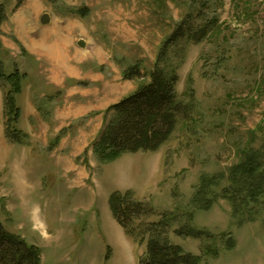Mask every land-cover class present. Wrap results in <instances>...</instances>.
Returning <instances> with one entry per match:
<instances>
[{
    "label": "rangeland",
    "instance_id": "1",
    "mask_svg": "<svg viewBox=\"0 0 264 264\" xmlns=\"http://www.w3.org/2000/svg\"><path fill=\"white\" fill-rule=\"evenodd\" d=\"M0 5V63L5 75L14 69L24 75L15 126L25 135L21 141L6 135L9 84L0 79V220L39 248L41 264H137L153 235L148 225L161 220L163 238L198 256L199 264H264V187L254 199L239 194L235 209L228 177L251 150L260 152L264 169V0ZM43 13L50 16L47 24L40 23ZM188 15L196 28L216 19L208 35L186 44L180 56L175 89L191 103L189 111L177 117L158 149L100 160L92 145L106 109L136 89L123 69L137 61L151 69ZM51 73L59 77L56 87ZM217 174L223 177L209 185L211 204L201 207L195 201L200 179ZM128 190L149 209L135 221L139 237L127 233L109 207L113 192ZM186 227L205 233L176 232Z\"/></svg>",
    "mask_w": 264,
    "mask_h": 264
},
{
    "label": "trees",
    "instance_id": "2",
    "mask_svg": "<svg viewBox=\"0 0 264 264\" xmlns=\"http://www.w3.org/2000/svg\"><path fill=\"white\" fill-rule=\"evenodd\" d=\"M21 1L23 0H19ZM77 12L80 16L86 13L85 9H79ZM4 19L5 8L0 5V22ZM215 23L216 19L213 18V21H207L196 28L195 19L188 15L174 27L163 42L151 69L144 70L139 61L123 69L122 77L126 80H136V89L106 109L103 129L92 145L100 160L110 161L128 152L154 151L168 140L175 129L177 117L187 113L191 107V103H185L178 98L175 89L178 80L177 69L182 60L180 56L186 44L201 42ZM170 48L174 51L173 57L179 58L176 61L170 57ZM23 77L17 69L5 75L0 63V79L9 84L3 103L8 123L6 135L12 141H21V138L25 137L15 126L20 113L16 96L21 92ZM110 112L112 115L107 119ZM58 138L59 136L56 140ZM260 160V152L251 150L239 164L231 168L228 177L235 185L230 196L235 209L239 206L236 201L239 194H242L243 201L247 200V197L254 199L264 187V169H261ZM219 177H223V174L210 178L201 177L195 198L201 207L206 208L211 204V199L208 198L209 185ZM108 202L115 220L127 233L139 237L141 230L135 221L148 212L149 209L144 203L135 200L130 190L123 193L113 192ZM164 224L166 221L161 220L148 225L147 229L152 230L153 235L147 240L146 253L137 264H199L198 256L184 252L180 246L170 244L163 238L161 231L157 229ZM176 232L194 237L205 233L192 227ZM232 246L233 244L230 247ZM0 264H41L39 248L9 232L1 220Z\"/></svg>",
    "mask_w": 264,
    "mask_h": 264
},
{
    "label": "crops",
    "instance_id": "3",
    "mask_svg": "<svg viewBox=\"0 0 264 264\" xmlns=\"http://www.w3.org/2000/svg\"><path fill=\"white\" fill-rule=\"evenodd\" d=\"M57 73V72H56ZM51 76L49 77L50 78V82L56 87L57 85L56 84H59L58 82H59V77H57V74L55 75L54 73H51L50 74ZM45 78H48V77H45ZM42 81L43 80H41V84H42ZM45 84H47L46 86H48L47 87V89L49 90L48 91V96H49V99H51V97H53L54 95H53V92L50 90V89H52L53 87L52 86H49L48 84V82L47 83H45ZM59 86V85H58ZM42 95H43V93H42ZM45 95V94H44ZM43 95V96H44ZM48 98V97H47Z\"/></svg>",
    "mask_w": 264,
    "mask_h": 264
},
{
    "label": "water",
    "instance_id": "4",
    "mask_svg": "<svg viewBox=\"0 0 264 264\" xmlns=\"http://www.w3.org/2000/svg\"><path fill=\"white\" fill-rule=\"evenodd\" d=\"M50 21V16L48 13H43L40 17V23L41 24H47ZM79 45H83L82 41L78 42Z\"/></svg>",
    "mask_w": 264,
    "mask_h": 264
}]
</instances>
